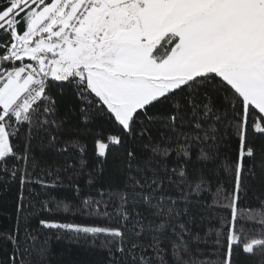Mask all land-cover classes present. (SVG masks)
Returning <instances> with one entry per match:
<instances>
[{
	"label": "snow or ice",
	"instance_id": "obj_1",
	"mask_svg": "<svg viewBox=\"0 0 264 264\" xmlns=\"http://www.w3.org/2000/svg\"><path fill=\"white\" fill-rule=\"evenodd\" d=\"M0 199V264H264V0H0Z\"/></svg>",
	"mask_w": 264,
	"mask_h": 264
},
{
	"label": "trees",
	"instance_id": "obj_2",
	"mask_svg": "<svg viewBox=\"0 0 264 264\" xmlns=\"http://www.w3.org/2000/svg\"><path fill=\"white\" fill-rule=\"evenodd\" d=\"M7 203L8 201L0 199V207ZM7 223L0 214V227H4ZM102 259L101 254L86 250L70 241H53L51 264H100Z\"/></svg>",
	"mask_w": 264,
	"mask_h": 264
}]
</instances>
